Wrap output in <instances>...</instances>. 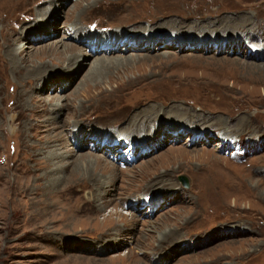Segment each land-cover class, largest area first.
I'll return each instance as SVG.
<instances>
[{
  "label": "rangeland",
  "instance_id": "obj_1",
  "mask_svg": "<svg viewBox=\"0 0 264 264\" xmlns=\"http://www.w3.org/2000/svg\"><path fill=\"white\" fill-rule=\"evenodd\" d=\"M4 1L0 264H264V0Z\"/></svg>",
  "mask_w": 264,
  "mask_h": 264
},
{
  "label": "bare ground",
  "instance_id": "obj_2",
  "mask_svg": "<svg viewBox=\"0 0 264 264\" xmlns=\"http://www.w3.org/2000/svg\"><path fill=\"white\" fill-rule=\"evenodd\" d=\"M7 1V4L8 3H10L11 5H14L16 2H17V0H6ZM32 1V0H31ZM81 1V0H80ZM99 1H101V0H98V2ZM115 0H110L109 1V4H112V2H114ZM133 1V0H132ZM162 1H164V0H162ZM170 1V3H172V4H174V2H175V0H169ZM168 1V2H169ZM119 2V1H118ZM117 2V3H118ZM81 3V2H80ZM97 3V2H96ZM120 3V2H119ZM118 3V4H119ZM6 4V2L4 1V0H0V8L1 7H3V5H5ZM21 4V3H20ZM128 4V3H127ZM126 5V4H125ZM131 5V4H130ZM129 5V6H130ZM156 5V4H155ZM119 6H120V9L122 10V5H120L119 4ZM134 6V5H133ZM14 6H12V10H14V8H13ZM123 8H129V7H126V6H124L123 5ZM220 9V8H219ZM87 10H89L90 11V8L89 7H85V11H87ZM42 11V10H41ZM136 11V10H135ZM219 11V10H218ZM138 13V12H137ZM139 13H143L144 15H145V12L144 11H140ZM156 12H150V13H147V14H149V15H147L148 16V18H150L151 19V21H157V20H159L160 18H161V15H158V14H155ZM154 14V15H153ZM152 15V16H151ZM146 16V17H147ZM163 18V17H162ZM161 22V21H160ZM152 23V22H151ZM162 23V22H161ZM165 23V22H164ZM168 23H169V21H168ZM168 23H166V24H164V26L166 25V26H168ZM174 23H178V22H175L174 21ZM152 24H154V23H152ZM172 24H173V22H172ZM194 24V23H193ZM197 24V23H196ZM176 25V24H175ZM177 26H178V24H177ZM71 27H73V32H75L76 31V33H75V35H78V36H81V31H77L78 29L77 28H79V27H77V26H75V25H71ZM150 27V26H149ZM170 27V26H169ZM190 27V26H189ZM3 28V27H2ZM180 28V27H179ZM6 29V28H5ZM76 29V30H75ZM144 30V29H143ZM145 30H149V28L147 29V28H145ZM5 34V33H4ZM83 38H85V40H84V42H87L88 41V45H86V47H91V44H90V42H89V40H92L93 41V39H91V38H89V37H83ZM109 38V37H108ZM107 38V39H108ZM114 39V43L110 46V47H107V51L108 50H111V53H113L112 52V50L113 49H117V48H119L120 46H123L122 48H124L125 50H130V47L131 48H133L134 49V46H132V44H129V41H131V39H127V40H119V39H116L115 37H110V40L111 39ZM104 40V39H103ZM106 40V39H105ZM104 40V41H105ZM96 41V40H95ZM103 41H100V40H98V43H102ZM121 42H123V43H121ZM134 42V41H133ZM151 41H149L148 42V44L150 43ZM144 43H146L145 41H144ZM153 43H155V41H153ZM96 43H94V45H95ZM136 44H137V42H136ZM25 47V46H24ZM161 47H163V48H166V45H163V46H161ZM74 50L75 51V48H72V47H70L69 45H65V47H64V50H66V51H68V50ZM104 50L105 49H100V47L99 46H97L96 48H94L93 49V53H94V55L95 54H98V52L99 53H104ZM106 53V52H105ZM71 55H74V54H71ZM134 57V56H133ZM107 57L105 56V60L104 61H106L107 59H106ZM131 58L132 57H130V60H128L129 62H131ZM134 60L133 61H135L136 59L137 60H139L140 59V57H134L133 58ZM142 59V58H141ZM110 60V59H109ZM108 60V61H109ZM128 61L126 62V64H129L128 63ZM111 62V61H110ZM57 108V107H56ZM52 110V109H51ZM54 110H55V107H54ZM175 114V113H174ZM147 120V119H146ZM146 120H144L143 122H142V124H139V125H137L136 124V122H133V126H132V128H133V131H135V133H140V132H143L145 129H146V125L144 124V123H146L147 121ZM142 121V120H141ZM136 124V125H135ZM178 130V128L175 126V127H173L172 129H171V131L172 132H174V131H177ZM157 135V134H156ZM178 135V134H177ZM159 136V135H158ZM174 136H176V135H174ZM223 139V141L224 140H227V139H225L224 137L222 138ZM110 143V145L113 143V142H109ZM176 157L177 156H180V161L179 162H181V160H184V159H186V158H188L189 160L191 159V158H197V159H202V161L201 162H203V163H205L206 165H208V166H212V164L215 162V160L214 159H212V158H210L209 157V155H207V154H205L204 152H200V151H191V152H183V151H181V150H179L178 152H177V154L175 155ZM174 155H173V158L175 157ZM206 156V157H205ZM170 157V156H169ZM168 157V158H169ZM171 158V157H170ZM178 160V159H177ZM177 162V161H176ZM175 162V163H176ZM213 173V172H212ZM204 183L203 182H201L200 184H199V187L204 191ZM77 190V189H76ZM75 190V191H76ZM205 191H206V189H205ZM207 192V191H206ZM220 198V197H219ZM107 201H102L100 204H99V208L101 209V208H103V206H105L104 204L106 203ZM223 207V206H222ZM120 216V215H119ZM119 216L117 217V215H116V218H112L111 217V215H110V213L108 214V218H107V220H104L103 221V224L102 225H104V224H106V223H108V226H111L112 224V226L110 227V228H108V230H101V233H99V235L98 236H100V237H103V236H108V237H111L110 235L114 232V230H116V229H114V227L117 225V221H118V219H119ZM106 221H108V222H106ZM113 222H115V223H113ZM112 223V224H111Z\"/></svg>",
  "mask_w": 264,
  "mask_h": 264
}]
</instances>
